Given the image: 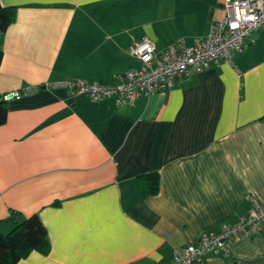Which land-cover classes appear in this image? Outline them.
Here are the masks:
<instances>
[{"label":"crops","instance_id":"1","mask_svg":"<svg viewBox=\"0 0 264 264\" xmlns=\"http://www.w3.org/2000/svg\"><path fill=\"white\" fill-rule=\"evenodd\" d=\"M0 1L17 8L0 32V231L14 211L37 214L51 243L18 264H174L246 215L250 196L264 201V31L231 62L129 106L46 87L115 84L139 67L130 49L144 37L159 52L204 41L225 0ZM152 173L160 190L145 198L138 179ZM228 247L207 264H264V226Z\"/></svg>","mask_w":264,"mask_h":264},{"label":"built area","instance_id":"2","mask_svg":"<svg viewBox=\"0 0 264 264\" xmlns=\"http://www.w3.org/2000/svg\"><path fill=\"white\" fill-rule=\"evenodd\" d=\"M257 31H264V0H225L224 17L213 23L204 41L192 46L176 44L159 52L155 42L144 37L130 49L139 67L119 75L115 84L74 80L46 87H64L74 95L87 94L95 102L111 99L118 107L129 106L141 98L169 91L180 79L200 74L221 61L231 62L255 44ZM32 92L27 88L14 97ZM250 201L252 206L246 215L204 233L196 244L176 250L174 264H207L209 255H228V244L239 235L259 236L264 226V201L256 195L250 196Z\"/></svg>","mask_w":264,"mask_h":264},{"label":"trees","instance_id":"3","mask_svg":"<svg viewBox=\"0 0 264 264\" xmlns=\"http://www.w3.org/2000/svg\"><path fill=\"white\" fill-rule=\"evenodd\" d=\"M17 8L3 6L0 1V32H6L16 21ZM4 53L0 49V67ZM8 102L0 95V126L8 120ZM140 191L147 198L156 195L160 190V175L158 173L142 175L138 179ZM9 221L14 224L8 234L0 231V264H18L33 252L49 255L51 243L48 229L39 215L22 217L18 212H12Z\"/></svg>","mask_w":264,"mask_h":264},{"label":"water","instance_id":"4","mask_svg":"<svg viewBox=\"0 0 264 264\" xmlns=\"http://www.w3.org/2000/svg\"><path fill=\"white\" fill-rule=\"evenodd\" d=\"M12 96H13V95L7 96V99H10V98H12Z\"/></svg>","mask_w":264,"mask_h":264}]
</instances>
